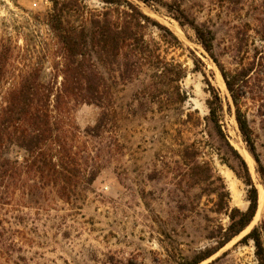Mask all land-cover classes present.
Wrapping results in <instances>:
<instances>
[{"label":"rangeland","instance_id":"374dc122","mask_svg":"<svg viewBox=\"0 0 264 264\" xmlns=\"http://www.w3.org/2000/svg\"><path fill=\"white\" fill-rule=\"evenodd\" d=\"M57 28L83 41L78 60L102 75L106 108L61 93ZM99 34L113 36L114 49H93ZM29 76L49 95L55 135L44 153L68 170L41 174L21 147L2 148L11 166L0 188V264H187L214 250L228 212L248 207V187L207 126L211 90L257 209L199 264H257L248 234L258 229L264 243V186L233 96L264 167V0H0V110ZM193 166H207L210 179L192 177ZM222 184L229 199L217 211Z\"/></svg>","mask_w":264,"mask_h":264},{"label":"trees","instance_id":"16d2710c","mask_svg":"<svg viewBox=\"0 0 264 264\" xmlns=\"http://www.w3.org/2000/svg\"><path fill=\"white\" fill-rule=\"evenodd\" d=\"M102 1L107 3L114 2V0ZM58 29V41L66 55L64 83L61 93L63 95L74 96L76 100L80 99L82 103L95 104L102 109L106 108L110 94L102 75L92 70V68L84 66L82 60H78V58H84L86 56L84 52L86 46H82L83 41L81 42V38L62 33ZM112 38L113 36H101L100 34L93 36L92 39L96 40L93 43V49L95 47L98 51H104L107 46L114 49V44L112 46ZM128 38L129 36L124 35L122 36V41ZM203 45L209 50L205 44ZM36 79V77L32 76L27 77L18 89L9 94L5 108L0 110V188L11 166L10 162L1 155L2 148L7 144H16L21 147L28 155L27 161L32 166H36L41 174L44 170H47L53 175L61 176L63 172H66L65 170H68L66 165H62L61 163V166L59 165L61 173L59 171L57 172L56 168L58 165L54 164L51 159H47L44 153L45 145L55 134L51 127L50 117L47 111L49 95L46 94L47 91L40 93L41 89H44ZM224 79L228 90L233 95L232 83L226 75H224ZM233 101L236 106L235 118L238 129L247 151L255 158L258 164V173L264 186V167L261 166L256 156L251 129L245 115L238 107L237 100L234 96ZM207 107L209 112L206 118L207 126L214 133L218 150L222 153L223 159L227 162L230 169L248 187V207L245 211H239L236 208L231 209L228 212L229 224L224 232L220 234L221 237L214 250L200 253L187 264H199L213 255L218 249L222 248L228 241L237 236L249 225L257 209V192L252 183L247 165L229 145L226 135L220 127L219 112L221 105L217 92L210 91V99L207 101ZM104 114L103 116H105ZM191 170L193 172L191 176L199 175L200 181H208L210 179V170L207 166H193ZM215 193L218 198L217 211H222L225 209V205L227 208L229 193L223 184L219 189L215 190ZM248 238L253 241L257 264H264V243L259 230L256 228L252 229L248 234Z\"/></svg>","mask_w":264,"mask_h":264},{"label":"bare ground","instance_id":"6f19581e","mask_svg":"<svg viewBox=\"0 0 264 264\" xmlns=\"http://www.w3.org/2000/svg\"><path fill=\"white\" fill-rule=\"evenodd\" d=\"M244 153V152H243ZM246 155V154H245ZM264 199V192L262 189H260L259 191V202H262Z\"/></svg>","mask_w":264,"mask_h":264}]
</instances>
